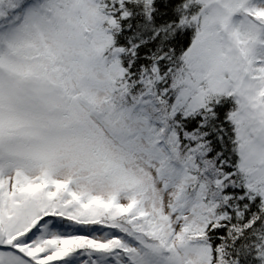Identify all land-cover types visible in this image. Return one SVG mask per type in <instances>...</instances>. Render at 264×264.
Listing matches in <instances>:
<instances>
[{
	"label": "snow or ice",
	"instance_id": "obj_1",
	"mask_svg": "<svg viewBox=\"0 0 264 264\" xmlns=\"http://www.w3.org/2000/svg\"><path fill=\"white\" fill-rule=\"evenodd\" d=\"M0 264H264V0H0Z\"/></svg>",
	"mask_w": 264,
	"mask_h": 264
}]
</instances>
